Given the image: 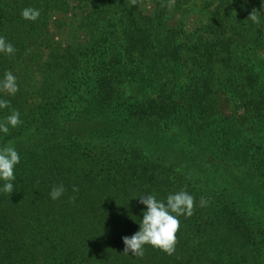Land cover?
Wrapping results in <instances>:
<instances>
[{
	"label": "trees",
	"instance_id": "obj_1",
	"mask_svg": "<svg viewBox=\"0 0 264 264\" xmlns=\"http://www.w3.org/2000/svg\"><path fill=\"white\" fill-rule=\"evenodd\" d=\"M148 1L149 16L130 0H78L75 45L54 39L48 14L67 0H0V37L16 49L0 53V80L11 71L19 86L0 92V121L13 109L22 121L0 132L20 155L11 194L0 180V264H264V0ZM200 7L213 9L206 24H170ZM181 189L196 207L174 254H124L139 197Z\"/></svg>",
	"mask_w": 264,
	"mask_h": 264
},
{
	"label": "clouds",
	"instance_id": "obj_2",
	"mask_svg": "<svg viewBox=\"0 0 264 264\" xmlns=\"http://www.w3.org/2000/svg\"><path fill=\"white\" fill-rule=\"evenodd\" d=\"M142 0H130L131 6H137ZM165 6V5H162ZM175 6V0H168L166 5L169 11ZM40 10L31 7L22 10V18L27 21L35 22L40 17ZM254 24L260 23L259 12L252 10L248 16ZM0 53L15 55L16 49L5 38L0 37ZM19 91L17 78L11 71L4 74L3 80H0V92L9 96H14ZM10 107L8 100L0 99V109ZM20 120L19 111L13 109L11 114L0 121V132L7 134L10 128L18 127ZM20 162V155L16 149L9 144L0 148V180L5 181L2 191L11 194L14 191L12 181L15 180L14 169ZM65 189L63 185L55 186L50 192L52 200L59 199ZM77 187H73V192H78ZM70 199L75 200V196ZM139 203L146 207L143 212V219L139 223V230L131 237H122L124 244V254L131 253L132 256L143 258L145 255V245L159 249L167 255H173L176 244L178 243L177 234L180 230V219L183 216L190 218L194 214L196 207L195 198L186 190L169 194L165 200H158L153 194L141 195ZM208 201L203 197L200 199V207H206Z\"/></svg>",
	"mask_w": 264,
	"mask_h": 264
},
{
	"label": "rangeland",
	"instance_id": "obj_3",
	"mask_svg": "<svg viewBox=\"0 0 264 264\" xmlns=\"http://www.w3.org/2000/svg\"><path fill=\"white\" fill-rule=\"evenodd\" d=\"M68 1V11L66 14H61V12H59L58 9L53 8L51 9L50 12H48L49 17L51 19V23L55 24L56 30H54V32L52 31V33L54 34V39L57 40V42H60V40L64 41V42H68L69 44H78L79 41L83 40L84 34L85 32H83L82 30H80L76 25V21L73 19L76 18L78 20V18L80 17V12L78 10H76V2L78 0H67ZM200 2V6L205 7L206 3H214V0H199ZM245 1V0H244ZM216 3H214L215 5ZM247 4H244L243 9L247 10ZM138 8H140L143 13L145 15H152L153 14V9L154 6H152L150 4V1L146 2L145 4H138ZM207 8V7H206ZM202 10L201 7L197 9V13L192 14L191 11H188L186 18L184 16H176L174 15L175 13L172 14H167V17H172L170 24H174L176 23L177 25L180 23L179 21L182 20V18L186 19V22L188 21V23H190L191 25H195L197 26L199 21H201L202 23H205L210 21V19H212L214 17V15L212 14L211 11H213V9L210 7L209 9L206 10ZM184 13L186 14V10H184ZM71 16H73L71 18ZM67 19V23L63 21V19H65L66 21ZM59 22H57L58 20H60ZM263 51V50H261ZM262 52H256V55H261ZM264 54V53H263ZM33 98L29 99V102L32 100Z\"/></svg>",
	"mask_w": 264,
	"mask_h": 264
}]
</instances>
